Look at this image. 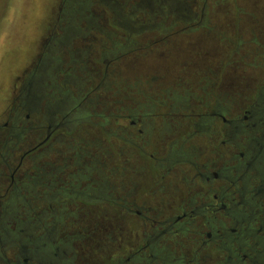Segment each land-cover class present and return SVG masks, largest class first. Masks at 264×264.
I'll return each mask as SVG.
<instances>
[{"label": "trees", "instance_id": "obj_1", "mask_svg": "<svg viewBox=\"0 0 264 264\" xmlns=\"http://www.w3.org/2000/svg\"><path fill=\"white\" fill-rule=\"evenodd\" d=\"M129 1L121 4L118 0H61L53 28L54 45L44 55L51 61L41 67L37 86L40 100L28 119L39 121L40 143L35 140L38 147L24 157L21 169L25 173L20 180V172L13 182L9 176L10 163L18 162L20 152L8 153L9 186L4 205L10 226L3 231L0 245L16 248L20 236L29 234L24 242V258L33 264H39L37 248L50 237L49 227L38 226L39 202L45 207L40 218L49 217L52 206L59 208L84 193L97 195L99 191L100 200L114 204L111 199L116 198L115 194L127 192L122 185L114 186L111 179L132 178L129 163L151 159L153 152L148 151L150 142L149 138L144 139L143 126L149 133L152 112L156 110L153 103L145 105L149 97L143 88L147 85L136 87L119 82L115 66L131 55L149 52L157 42H142L146 35L155 34L165 40L209 31V26L194 17H207L211 0ZM84 62L88 73L82 77L79 68L84 67ZM78 78L84 80L83 84L76 81ZM28 136L20 139L8 133L7 139L19 146L23 138L28 144ZM259 148L250 146L248 151L243 150L247 167L242 171L232 169L229 174H218L232 186L231 196L220 194L217 199H223L230 208L222 214L226 224H211L213 215L205 213L202 217L207 219L196 231H181L184 241L189 240L200 255H210L215 264H230V259L232 264H264V177L258 173L264 167V147L260 151ZM111 160L119 163L118 173L117 168H109ZM55 214L60 219L52 229L53 242L58 241L64 222V214ZM49 219L44 218L42 223ZM47 247L42 250L45 254Z\"/></svg>", "mask_w": 264, "mask_h": 264}, {"label": "rangeland", "instance_id": "obj_2", "mask_svg": "<svg viewBox=\"0 0 264 264\" xmlns=\"http://www.w3.org/2000/svg\"><path fill=\"white\" fill-rule=\"evenodd\" d=\"M118 1L121 4L126 3V1L130 2L129 0ZM60 3L61 0H0V142L8 134V129L2 128V126L8 121L12 100L24 81L29 76H34L37 58L42 57L43 54L42 47L47 45L49 38H52ZM94 10L100 12V9L94 8ZM202 24L210 27L217 26V32L220 35L216 36L205 30H199L190 35L170 36L165 40L155 34L142 37V42L157 43L151 47L149 52L134 54L120 61L115 66L118 81L137 87L141 83L147 84L149 80L153 79L150 84H153L154 99L161 95L166 96V98H173L175 103L182 99V103H179L180 108L176 107L178 110L175 109L176 111H174L180 116L186 114L184 112L187 110V105L184 101L193 102L196 97L201 99L199 111L207 112L209 108L206 107L211 104L208 101H213L210 98L212 85L216 82V100L220 112L227 114L229 110L235 114L239 110H251L252 106H255L254 109L261 110L264 119V99H259V95L264 92V0H211L209 2V14ZM236 49L239 51L235 53ZM87 68L85 62L84 67L79 68L82 77L88 73ZM36 77V81H41L40 74H37ZM150 84L143 88L144 92H147ZM38 93L40 94V89ZM218 93L223 94V96H219ZM137 99L138 97H135L134 101ZM151 101L153 100H146L145 105L150 106ZM150 110L148 108V113ZM192 119L193 117H190V120ZM172 120L174 122H171L170 119L163 123L160 120H155L154 128L153 130L150 128L149 133L147 128L143 126L144 139L146 138L145 141H147L149 138L151 144L148 151L157 152L158 149L154 148V145L160 147V144L163 143L166 146L175 139L173 138L174 135L179 133L177 127L183 121L180 117H175ZM148 122V120L144 121V124L148 125ZM185 126H188V123H185ZM250 129L252 128L250 127L248 132ZM146 132L148 133L147 136ZM196 134L194 139L184 145L185 147L181 152L193 156L191 158H195L199 164H204L208 162L206 159L209 158L211 149L206 147L207 139L203 137L205 133ZM35 140L36 138L30 134L28 136L29 146L24 144L22 151L32 147ZM182 141L184 139H179L178 143ZM236 142L239 141L235 140L233 144ZM174 147L173 151L180 150L177 146ZM223 151L225 152L226 149ZM223 151H219L218 155L213 156V159H220L221 154H224ZM161 154L164 155L163 151ZM118 164V162L111 160L109 168H116ZM129 165L135 172V175L128 179L130 182L116 176L111 179L112 184L114 186L126 184V192L131 196L129 201L134 202L138 210L142 207L147 208L155 205L161 208L164 216L170 213L167 206L175 205L178 203L177 201H181L182 196H186L185 192L189 193L190 196H195L199 194V191L210 190L212 193L220 195L222 194L221 189L229 188L230 185L228 181L224 183L225 181L216 178L212 179V183V180L208 183H206L207 180H197L192 183L190 180L192 171L186 165L176 166L169 175L159 171L154 166V161L137 160L130 162ZM217 165L215 170L220 168L219 161ZM165 169H167L166 164L164 171ZM24 173L25 171H20L21 177ZM174 173L178 177H175ZM258 173L264 177V167ZM162 174L165 176L163 181L160 177ZM183 176L186 179L185 182L180 179ZM150 178L153 183L158 179L155 185L151 186ZM1 183L0 196L3 195L9 185L7 179H3ZM165 186H168L166 187L168 192L159 195ZM192 190L196 192L194 193ZM175 195L181 198L173 199ZM2 199L5 202V199ZM144 203L146 204L144 205ZM81 206L79 205V207ZM163 206L165 207L162 208ZM63 209L67 211L65 212L67 218L75 212L68 205L59 208L52 206L51 211H48V216L52 219L53 213L61 212ZM81 213L85 214L88 223L91 224H89V231L95 234V240L92 244L90 243L95 252L91 260L87 261L90 258L88 251L68 240L75 234L73 228L65 229L67 225H72L71 222L68 221L66 224L62 222L61 227L64 230H61L58 241L53 242L52 247L68 249V264H108L110 255H123L130 247L133 250L138 248V241L143 228L142 222L134 214L125 212L121 206H114L112 203L96 206L89 203L88 206L83 207ZM7 214L9 215L8 211ZM14 217L18 219L16 214ZM98 218L101 226L94 231L96 229L95 221H98ZM8 219L7 216L3 228L0 227L1 241L4 240L3 231L10 226ZM198 221L200 222V220ZM216 221L223 223L224 219L220 217ZM52 229L51 227L48 228L50 234ZM146 230H149V226L146 227ZM28 235L22 237L21 241L18 239L17 243L25 242L29 237ZM3 249H6L5 246L3 248L0 246V255ZM108 249L110 250L108 251ZM184 252L187 254L186 251ZM16 253V249H6V258H4V262L0 259V264H5V259H12ZM169 253L174 254V256L178 254L173 247L169 248ZM202 254L200 255L202 264H207V262L213 264L210 255L205 252ZM50 258L51 256L47 259ZM45 263L52 264L51 261H45Z\"/></svg>", "mask_w": 264, "mask_h": 264}, {"label": "flooded vegetation", "instance_id": "obj_3", "mask_svg": "<svg viewBox=\"0 0 264 264\" xmlns=\"http://www.w3.org/2000/svg\"><path fill=\"white\" fill-rule=\"evenodd\" d=\"M206 18L207 17L205 16L194 17L195 21L198 20L199 22L205 20ZM208 28H209L208 31L209 34L213 33L216 36L220 35L219 32H217L218 29L217 26H213V27L209 26ZM49 39L47 40L48 41L47 45L45 44L42 47L43 48L42 57L37 58L38 61L36 63L37 65L35 64L34 76L33 75L29 76L24 81L23 85L19 88V90H17V94L13 98L12 104L9 108L8 121L4 123L2 126V128H7L8 133H10L12 136H17V138L20 139H22L23 135L28 136L32 134V136L36 138V140L39 141V143H40L39 138L41 137L39 121L36 122L35 120H33V122L32 121L28 122L29 121L28 119L30 118V112H32L33 109L37 108L40 100V94L38 93L39 87L37 88V86H39L40 81H36L37 78L36 76L37 74H40V76H42L41 75L42 65H45L47 63L46 61H48L49 63L51 61L50 57L47 59L44 56L48 48L54 45V42H52L53 38H51L50 41ZM238 51L239 50L236 49L235 53ZM80 59L83 61L82 56ZM77 80L79 84H83L84 80L80 78L76 79V81ZM151 82H153V79L149 80L146 85L150 84ZM152 86L153 84H150V86L148 87L147 95L149 97L148 100H153L151 101V104L153 103L152 108L153 110L156 111L152 112L153 119L151 120L150 128L153 130L155 120H160L161 123H163L164 121L171 119L172 122L173 121L172 119H175V117L176 118L180 117L182 118L183 121L181 124L178 125L179 128L177 127V130H179L178 132L180 134L177 133L178 135H174L175 137L173 138L175 139L171 140L166 146L163 143L160 144V147H157L156 145L153 146L154 148L158 149L159 152L158 151L153 152V154L155 155L157 154V155L154 156L153 154H151V159H149L148 161L149 162L154 161V166L158 168L159 171L161 172L163 171L164 173H168L169 175L172 172L171 170H174L176 166L186 165L187 167H189L190 171H192L191 172L192 175L190 179L192 183H195V181L197 180H203V181L207 180L206 183H208L213 178L220 179V181H225L224 183H227L226 180H223L220 177H218V174L219 175L223 173L229 174L232 171V169H235L236 170L235 172H239L237 170L242 171L241 169L247 167V163L245 162L246 157L244 158L243 150L248 151V148L250 146H252L253 149L257 146H260L259 148L260 151V149L264 147V119L262 118L263 113L261 112V110L256 108L255 110L254 109L255 106H252L251 110H239L235 114L233 112H230L229 110L227 111V114L220 112L216 100L217 99L216 96L217 94L215 92V89L217 87L216 82L213 83L212 92L210 94L211 96L210 98L213 101L211 102V100H209L208 103L211 104L207 105L208 107H206L209 108L208 113L206 112L202 113L201 111H199L201 109V106L199 105V101L201 99L195 96L196 98L193 100V102L188 103L187 101H184L185 104L187 105L186 106L187 110L186 112H184L186 114H184V116H180L179 114L174 112L178 110L176 107L180 108L179 103H182V99L176 101V103L174 102L175 100L173 101V98L170 97L166 98V96L164 95L157 96V99H154ZM218 94L219 96H223V94L220 93ZM259 99L260 100L264 99V92H262L261 95H259ZM157 104H159L158 107L156 106ZM157 108L159 109V111ZM24 111H26V114L25 113L23 114ZM190 117H193V119L190 120ZM185 123H188V126L184 127ZM250 127L252 129H250V132H248ZM196 133H201V134L205 133L203 137L207 139L206 147L211 149V152L209 151V158L206 159L208 162H205L204 164H199V162L196 161L195 158H191L193 156L186 155L184 152H181L182 149L185 147L184 145H187L189 141H191L192 139H194V137H196L197 135ZM249 134H252L251 138H249L250 137ZM179 139H184V141L178 143ZM235 140H238L239 142L233 144ZM39 143L30 147L29 149L22 151V149L24 148L23 145L25 144L24 138L19 146L18 144L12 145V142H10L9 139H7V136L3 139L2 142H0V185L2 184L1 182L3 181V179H7V181L9 182L8 171L10 169L9 167L10 164L12 166L11 167L12 171L9 176L11 182L14 181L16 174L22 170L21 165L24 157L28 156L31 152H34L36 147H38ZM15 145H17L18 148H16ZM26 145L29 146L28 144ZM174 146H177L178 149L180 150L173 151V149L175 148ZM224 149H226L225 152L223 151ZM15 150L17 152H20L21 155L18 162L17 163L15 162L16 164L14 162L10 163L8 158V153L10 151L13 152ZM221 150L224 152V154L221 153L220 154L222 156L223 155L225 156L224 157L220 156V159L218 160L213 159V156L218 155L219 151ZM162 151L164 153L163 157L161 154ZM222 158L225 159L223 160ZM218 161L220 163V168H218L219 170H215V168L218 166L217 165ZM165 164L167 166V169H165L164 171ZM116 168H117L116 172L118 173L119 169L117 165ZM131 175L132 177L133 175H135L133 168H131ZM22 177L20 175L18 179L20 180ZM160 177L162 181L165 179V176L163 174ZM175 177H178V175L175 174ZM180 179L183 182L186 181L184 176ZM127 182H130V180H128ZM156 182L153 183V180H151L150 178L151 186L155 185ZM212 182L213 180L211 181V183ZM122 184H123L122 188H125L126 184L124 183ZM168 186H165L162 189L161 193H159V195H163L166 192H168L166 190V187ZM6 189L3 195L0 196L1 199L0 203H2L0 209L1 228H3V225L6 222V217L8 216L7 214L8 208H6L2 199L7 193ZM221 190H222V194H224L223 196L225 197L226 196L229 197L232 195L231 185H229V188L221 189ZM192 192H194V190H192ZM100 194L101 193L99 191L97 195L94 194L85 195L84 193V195L82 194L83 197H81L80 199H75L73 201H70L69 203L65 202L64 203L65 207L68 204V206H70L72 210L73 209L75 210V212L72 215H70L68 218H67V214L65 213L67 212L65 211V209H63L60 212L61 215L64 214L63 215L64 223L66 224L68 221H70L72 224V225H67L65 229L73 228L75 231L74 236H71L68 240L70 241V243L78 244L81 246L82 249L88 251V255H90V258H88L87 261L91 260L92 255L95 252L94 248L91 247L93 240H95V236H94L95 234L89 231L90 223H88L85 214H82L81 211L83 210V207L88 206L89 203L91 205H96V206L101 204H107L106 202L100 200V198L102 197ZM115 195L116 198L111 199L112 202L114 203V206L119 205L128 214H134L135 216L140 218L143 228L140 233L138 248L133 250L130 247V249L123 255L120 254L110 255L108 264H202L199 250L195 248L194 245H191V242L189 240L184 241L182 239L181 231L183 230L196 231L200 227L202 221H205L207 219L206 217L204 219L202 217V215L205 216L204 215L205 213H209L213 215V220L211 224L216 225L218 227H223L226 224L225 219L222 216L223 211L227 210L228 212V209H230L229 207H227L228 205L224 202L223 199H220V201H218L217 200L218 195L212 193L210 190L202 191V192L199 191V194L196 195L194 194L195 196H190L189 193L185 192L186 196H182L181 201H177L178 203H175V205L167 206V210L170 213L166 216L162 214L163 211H161V208L155 205H151L150 207L147 208L142 207L139 208L138 210L136 204L134 202L132 203L129 201V199L131 198V196H129L130 194L117 193ZM83 198H89L90 200H92V202H88ZM175 198H181V197L175 195L173 199ZM42 204H43L42 202L38 203V207H39L38 213L41 223L39 227L41 228L47 226L51 228H56L57 218L59 217L58 219H60V216H57L55 213H53L52 219L50 218V216L40 218V215L42 214L43 211ZM145 204L146 203H144V205ZM79 205L82 206L79 207ZM165 206H163L162 208H164ZM189 208H191V210H188ZM234 208L238 209L237 206H235ZM80 214H82L83 216ZM220 217L224 219L223 223L216 221V219ZM44 218H50V219L42 223V220ZM198 220H200V222ZM100 226H101V222L99 221L98 218V221H95L96 229L94 231L98 230ZM147 226H149L148 231L146 230ZM22 237H26V236L21 235L19 238L20 241L22 240ZM101 241L102 240L100 239V242ZM52 242L53 240H51V234H50L49 239H47L45 243L40 244V247H38L36 251L37 262L39 264H43L45 263V261H51L52 264H68L67 263V256L69 254L68 249L67 250L60 248L56 249L52 247L53 245ZM46 245L49 246L46 248L47 254L43 253L42 251L45 250L44 247ZM0 246L2 248L5 246L6 249H9L7 245L2 244ZM171 247H173L174 250L178 252L177 256H174V254L172 255L169 253V248ZM6 249H3L2 254L0 255V259L3 262H4V258H6L5 256ZM13 249H16L17 253L14 255L12 259L10 260L5 259V264H10L9 262H16V263L23 262V264H33L32 262H28V260L24 258L25 252L27 253L24 246V242L18 243V246L16 248H11L9 250H13ZM109 250L110 249H108V251ZM184 251H186L187 254H184L185 253ZM50 256L51 258L47 259ZM213 261L214 260L212 259V262ZM207 264H212V263L207 262ZM213 264L215 263L213 262ZM230 264H232L231 259H230Z\"/></svg>", "mask_w": 264, "mask_h": 264}]
</instances>
